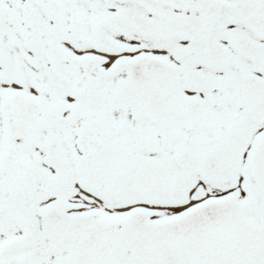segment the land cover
<instances>
[{"label": "snow or ice", "instance_id": "snow-or-ice-1", "mask_svg": "<svg viewBox=\"0 0 264 264\" xmlns=\"http://www.w3.org/2000/svg\"><path fill=\"white\" fill-rule=\"evenodd\" d=\"M0 264H264V0H0Z\"/></svg>", "mask_w": 264, "mask_h": 264}]
</instances>
